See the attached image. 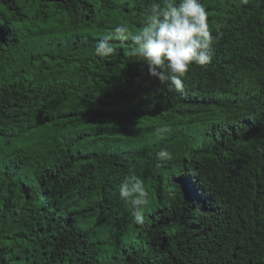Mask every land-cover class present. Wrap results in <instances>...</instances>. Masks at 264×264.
<instances>
[{"label": "trees", "instance_id": "16d2710c", "mask_svg": "<svg viewBox=\"0 0 264 264\" xmlns=\"http://www.w3.org/2000/svg\"><path fill=\"white\" fill-rule=\"evenodd\" d=\"M153 2L0 0V264H264V0H201L213 60L182 93L131 41L94 54ZM129 170L143 225L119 199Z\"/></svg>", "mask_w": 264, "mask_h": 264}, {"label": "clouds", "instance_id": "9594fccd", "mask_svg": "<svg viewBox=\"0 0 264 264\" xmlns=\"http://www.w3.org/2000/svg\"><path fill=\"white\" fill-rule=\"evenodd\" d=\"M249 2L238 0L241 6ZM212 27L219 31V25ZM214 39L208 12L201 0H156L151 3L138 33L133 34L127 23H118L101 36L95 44L94 54L99 58L109 57L115 52L114 45L118 42L131 41L127 55L139 58L137 61L143 62L141 67L146 65L148 75L157 78L161 84L182 93L183 77L190 66L203 67L212 62ZM157 131L164 136L169 128L164 125ZM156 158L159 162L171 161L173 154L161 149ZM118 192L119 199L131 205L133 223L143 225L145 212L151 203L143 180L129 170V174L122 177ZM212 209L221 213V206L213 205Z\"/></svg>", "mask_w": 264, "mask_h": 264}]
</instances>
